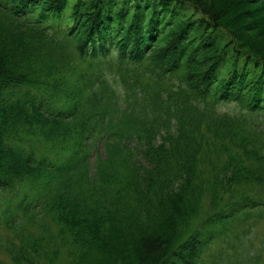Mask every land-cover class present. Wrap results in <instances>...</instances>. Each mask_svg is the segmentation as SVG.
<instances>
[{"label":"trees","instance_id":"trees-1","mask_svg":"<svg viewBox=\"0 0 264 264\" xmlns=\"http://www.w3.org/2000/svg\"><path fill=\"white\" fill-rule=\"evenodd\" d=\"M0 195V264H264V0H0Z\"/></svg>","mask_w":264,"mask_h":264},{"label":"rangeland","instance_id":"rangeland-1","mask_svg":"<svg viewBox=\"0 0 264 264\" xmlns=\"http://www.w3.org/2000/svg\"><path fill=\"white\" fill-rule=\"evenodd\" d=\"M101 151L103 150V148L101 147L100 148ZM96 155L93 154L91 156L92 159H94ZM5 194H11L10 198H12L15 194H13V192H10V193H5ZM25 194H28L29 197L28 199L31 200H35L34 198V193H30L28 190H26V193L24 191H20V195L19 197L16 199L19 201L20 198L24 197ZM1 196V195H0ZM3 202L0 201V204H2ZM46 227H49L50 228V232L49 231H46ZM4 231V230H3ZM259 231L264 234V223L260 224L259 226ZM56 233V228L54 227V225L51 223L50 219L48 218H45L44 215H40V218H39V221L35 224H32V223H26L24 226H23V229H22V232H20V236L23 234V236H27L26 234H30V235H40V234H45V235H49V233ZM26 233V234H25ZM0 236H3V237H13V233L11 232H8L7 231H4V232H1L0 231ZM52 241V240H51ZM64 253L60 254V257L58 258V260L56 261L55 264H69V262L67 263V260H66V252L67 250H62ZM0 259L1 260H4L6 262H10L8 260V257L6 254H0Z\"/></svg>","mask_w":264,"mask_h":264}]
</instances>
